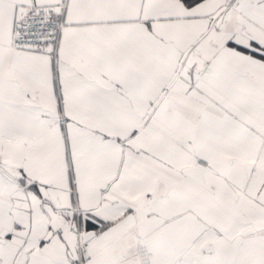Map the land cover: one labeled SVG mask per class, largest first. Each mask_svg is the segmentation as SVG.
<instances>
[{
  "label": "snow or ice",
  "instance_id": "obj_1",
  "mask_svg": "<svg viewBox=\"0 0 264 264\" xmlns=\"http://www.w3.org/2000/svg\"><path fill=\"white\" fill-rule=\"evenodd\" d=\"M0 264H264V0H0Z\"/></svg>",
  "mask_w": 264,
  "mask_h": 264
}]
</instances>
